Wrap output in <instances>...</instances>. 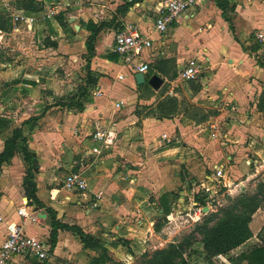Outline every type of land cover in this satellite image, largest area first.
<instances>
[{
    "label": "crops",
    "instance_id": "crops-1",
    "mask_svg": "<svg viewBox=\"0 0 264 264\" xmlns=\"http://www.w3.org/2000/svg\"><path fill=\"white\" fill-rule=\"evenodd\" d=\"M8 1L13 7L10 11L16 12L13 16L21 14L16 11L15 0H0V13L1 6L7 8ZM56 1H39L43 8L41 20H49L54 33V38L44 37L42 31L37 33V41L46 51H60L58 38L63 31L69 30V26L76 27L71 24L75 20L85 23L83 29H78L82 38L81 47L86 55L88 22L98 25L109 23L114 18V25H120L119 29L101 31L95 39L92 58H86L90 71L99 74L93 79L95 83L89 86L92 91L98 89L101 95L85 96L86 103L81 111L67 106L45 105L35 100L43 86L34 69L28 70L22 64L10 65V71L6 72L9 76L5 79L12 80L10 91L14 94L23 92L31 99L35 98V101L27 103L26 111L18 106L19 102L13 104L12 108L4 106L0 110L6 115L20 111L19 128L26 139L27 150L36 157V198L55 213L60 223L77 226L99 240L101 236L107 237L105 231L113 227L115 232H123L122 227L129 232L132 230L129 222L135 215L134 211L140 213V208H143L141 210L144 212L147 206H151L148 202L151 193H159L156 202L152 203L157 205L163 196L170 195L175 182L165 184L164 178H167L172 167L186 163L187 170L194 174L193 167L189 166L190 160L195 154L209 158L208 148L211 145L220 151L219 158L206 161L212 169L225 166L229 173L232 168L251 169L252 165L263 168L264 113L258 111L257 104L264 92V64L262 60L259 63L256 59V54L261 52L250 36L255 31L264 33V0H221L226 3L223 9L216 6V0H198L197 5L190 10L191 15L179 18L163 35L154 32L153 19L159 6L166 0H91L97 5L91 2L86 6L81 2L76 3L73 8L75 13L68 17L61 14L66 22L65 28L55 19L61 8L60 5L51 7ZM61 1L66 3L67 0ZM8 19L6 16L5 31L9 28ZM36 24L37 19L34 17V26ZM125 25L136 27L154 41L153 48L143 58L150 67L145 80L152 75L163 80L157 91L146 82L138 85L135 76L125 71L126 78L123 81L116 80V75L123 70L117 56L113 59L110 56L113 54L114 35ZM38 26L41 27V24ZM5 31H0V38L3 39L2 32ZM45 39H48L47 44ZM194 58L204 62L207 67L205 75L196 83L184 82L179 77V71ZM113 65L117 66L114 75ZM173 71H177V76ZM180 80L179 85H176ZM166 85L171 86L164 92ZM140 93H148V97L139 99ZM166 95L173 96L174 114L166 117L157 114L139 117L136 114L135 107L140 102L156 109L160 102L168 100ZM163 110L167 112L166 108ZM212 122L215 125H210ZM95 125L111 128L115 134L113 144L100 155L92 152L89 137ZM208 126L223 128L222 135L216 133L224 139L220 137L205 142L204 131H211ZM3 144L4 141L0 139V153ZM22 147L23 144L18 142L14 156L0 166V217L3 219L0 222V244L6 237L7 223L17 221L16 209L26 202L27 210L39 218L27 221L24 232L47 242L50 247L48 214L44 209H36L31 205L22 189L23 177L28 170ZM245 151H250L248 153L255 160L245 159ZM152 171L158 176V182L164 183L163 186L153 188L151 184H145ZM70 172H78L85 178L86 190L78 192L65 187L64 180ZM167 198L170 199L169 196ZM94 204L96 206L93 207ZM41 211H44V217ZM158 212L161 217L162 210L158 209ZM254 218L256 220L250 223L252 237L230 252L235 253L234 257L264 244L259 236V233H264V208L258 210ZM102 227L107 230L100 231ZM118 246L113 245L110 250ZM50 253L54 259L67 264H90L98 256L95 251L84 249L76 236L64 230L58 231L56 244L53 249L50 248ZM107 254L113 257L109 252ZM112 259L120 263L115 257ZM23 260L19 258L11 264H21ZM228 264H231L230 259Z\"/></svg>",
    "mask_w": 264,
    "mask_h": 264
},
{
    "label": "rangeland",
    "instance_id": "rangeland-1",
    "mask_svg": "<svg viewBox=\"0 0 264 264\" xmlns=\"http://www.w3.org/2000/svg\"><path fill=\"white\" fill-rule=\"evenodd\" d=\"M80 2L82 5L86 6L92 1L67 0L66 3H62L61 0H57L51 7L60 5L61 8L58 10L59 13L57 12L58 15L64 13L65 17H68V15L75 13V9L73 8L76 3L80 4ZM92 3L97 5V2L95 1ZM100 5L103 4L101 3ZM1 8V13L4 12L6 16L9 17V22L7 24L9 28L5 32H2L4 36L3 39L0 38V107L7 106L8 108H12L11 106L13 104H17L16 102H19L18 106L26 111V105L28 102L30 103L35 100H39V102H42L45 105H59L63 108L67 106L75 109V111L78 110L79 105L82 104L83 106V104L86 103L85 96L91 95L92 88L89 86L91 84V80L97 78L95 76L99 75L92 70L90 71L91 67L87 65L89 56L83 53V49L81 47L82 38L80 37L81 33L78 27H82L83 29L85 27V23L82 20L73 21L71 24H75L76 27L69 26V30L63 31L61 37L58 38V41L61 43L60 51H55V53L44 50L41 47V44L37 41V33H39V31L43 32L44 37L54 38L51 22L49 20L42 21L41 13H35L34 15V13L16 10L17 13L30 17L32 16L37 19V24L34 26L33 23L32 27L29 28L25 27L23 24L14 22L12 17L16 12L14 10L10 11V9L13 8L10 1H8L7 8H3L2 6ZM103 14H105V12ZM103 16L105 17L106 15ZM62 18H64V16ZM11 21L13 22L10 23ZM40 24L41 27L38 26ZM115 25L116 29L120 28L119 24L115 23ZM76 35H79V37H75ZM52 58L54 59L52 60ZM90 58H92V56ZM21 64L26 66L28 70L34 69V72L39 74L41 78L40 82L41 86H43L42 88H49H41L39 96L37 99L34 98L35 100L33 98L31 99V96L23 95V92L14 94V92L10 91L12 80L5 79L9 76L6 72L10 71V65ZM116 69L117 66L113 65V75ZM173 74L177 76L178 73L177 71H173ZM168 81H171V79H168ZM180 82L181 80L178 81L176 85H179ZM170 86L166 85V87H164V92H166L167 88ZM138 96L139 99L147 98L148 93H140ZM161 96H164V94ZM166 96L168 100L173 98V96ZM139 104L140 105L135 107V112L139 117L157 114V110L152 109L151 106H148L143 102H140ZM14 110L15 109H13V111ZM71 111L72 113L75 112L73 110ZM1 114L3 117L0 118L4 120V124H0V139L5 141L11 136L12 130L19 128L18 117H20V111L18 110L16 114L14 112L6 115L3 110H0V115ZM213 124L215 125L213 122L210 125ZM208 128H210V126H208ZM207 131H204V141H208L207 143H209L212 140L210 138V132ZM213 131L222 135L224 129L218 126L214 127ZM245 152V159L255 160L252 154L248 153L250 151ZM195 155L196 156L190 160L189 165L190 167H193L194 174L187 170V165L184 163L181 166L172 167L173 169H171L170 173L167 174V178H164L165 184H172L173 181L175 182L170 190V195H167L170 199H168L169 212L166 217L163 215L160 217L158 212V209H160L159 205L152 204L153 202H156L155 198H157L159 193H151L148 198V202L151 203V206H147L144 212L141 210L143 208H140V213L134 211L135 215L133 219L131 218V222H129L132 230H128L129 232H127L126 228L122 227L121 229H124L123 232H115L113 227L111 230L105 231L107 233V237H100V241L104 245V248H106L107 253L109 252L113 257H115L120 264H141L144 260L142 257L143 255L149 256L153 252L165 249L171 244L177 245L190 236L194 238L195 242L191 248L186 250V259L190 261V263L194 262V264H206L202 252V246L199 242L200 236L196 233V228L199 225H201L207 218L211 217L212 220L209 224L210 226H214L219 220L224 218V213L229 211L235 215H240L239 207L235 206L236 202L240 199L245 200L251 197H256L257 200H260V206L256 212L258 213V210H262L264 208V201H262V198L264 197V165L261 163L263 168H260V165H252L251 169H248L245 166V169L232 168V170L228 173L226 183L227 187L220 186V190L216 189V195H214V197L208 202L203 203V207L205 208L204 215L196 218L193 207L191 206L193 198L191 196V192L187 189V184L192 182V180L195 182H201L206 176H211L212 168L208 167L210 165H207L206 161L208 162L210 159L215 160L219 158L220 151L218 147L211 145L208 148V156L210 159L208 157L205 159V156ZM259 161L261 162V160ZM177 172L178 175H176ZM148 176L149 178L145 181V184H151L153 188L159 185L163 186L164 183L160 184V182H158V176L153 174V171ZM177 176L178 179H176ZM256 212L254 214H257ZM254 214L251 217V222L256 220L255 218L253 219ZM144 218H146V220ZM155 226H158L159 230L155 231ZM104 230L107 229L102 227L100 231L104 232ZM259 236L260 238L262 237V240H264V233H259ZM117 238L125 240L126 238L131 239H129L130 241L126 240L128 242L126 246L120 244L118 247L113 248V251H111L110 249L113 247V244L116 243ZM96 253L98 254V252ZM228 256L234 257L235 253L229 254ZM37 263L67 264L66 262L60 261L56 258L54 259L51 253L43 262H37L34 260H23V262H21V264ZM105 264L113 263L108 261Z\"/></svg>",
    "mask_w": 264,
    "mask_h": 264
},
{
    "label": "trees",
    "instance_id": "trees-1",
    "mask_svg": "<svg viewBox=\"0 0 264 264\" xmlns=\"http://www.w3.org/2000/svg\"><path fill=\"white\" fill-rule=\"evenodd\" d=\"M137 1V0H135ZM139 1V0H138ZM133 3V2H132ZM15 7L17 10H21L27 13H40L43 8L39 1L37 0H15ZM225 2L221 0H216V6L220 9H223ZM56 21L58 24L65 28L66 22L63 21L61 14L56 16ZM115 19L109 23H100L94 24L93 22H88L86 28L89 31V36L85 41V48L87 51L88 59L94 53V42L97 35L105 30L115 28L114 25ZM6 29V15H0V31H5ZM47 40L45 39L47 44ZM257 47L254 48L256 51ZM116 55L112 54L111 59L115 58ZM89 62V61H87ZM259 63L260 60L258 61ZM91 84L95 83V80H91ZM166 108L167 112H164ZM83 109L82 104L79 105L78 111ZM257 109L259 112L264 113V92L261 94ZM157 115L166 117L174 114L175 112V101L170 99L164 102H160L157 107ZM4 124V120L0 118V124ZM21 142L23 147L21 149L23 160L28 165V170L23 177L22 189L24 195L31 205L36 209H44L48 214L50 221V248L53 249L56 240L58 231L64 230L71 232L76 236L84 249H90L95 252H98V256L93 258L90 264H105L110 262L113 264H120L114 262L107 254L106 248L99 239H95L90 235L84 233L77 226H68L60 223L55 216V213L46 208L37 198H36V184L34 182V174L36 173V157L34 154L30 153L26 147V139L22 136L20 128L12 130L11 136L4 141L3 150L0 153V166L4 163H7L17 151V143ZM204 197L195 196L197 202H202ZM264 201V197L262 198ZM260 200H257L256 197H251L249 199H240L236 202V207L240 209V215H235L232 212L224 213V218L219 220L216 225L210 226L211 217L207 218L201 225L196 228V233L200 236V244L202 246V252L204 260L208 264H213L212 258L216 255H229L230 252L244 244L247 240L252 237V232L250 230L249 224L251 223V217L259 208ZM159 208L162 210L164 217L167 216L169 212V203L167 196H163L159 200ZM154 230H159L158 226L154 227ZM194 238L192 236L188 237L183 242H180L177 245L171 244L167 248L162 250H157L151 255H143V261L141 264H189L188 260L185 257L186 250L191 248L194 243ZM127 245L128 242L122 238L116 240L114 246L117 245ZM231 264H264V244L241 252L236 257H229Z\"/></svg>",
    "mask_w": 264,
    "mask_h": 264
},
{
    "label": "built area",
    "instance_id": "built-area-1",
    "mask_svg": "<svg viewBox=\"0 0 264 264\" xmlns=\"http://www.w3.org/2000/svg\"><path fill=\"white\" fill-rule=\"evenodd\" d=\"M198 3V0H166L156 11L153 19V30L159 35L166 34L168 30L183 16H190L192 10ZM14 22L26 26H32L34 18L24 14H17L13 17ZM250 40L259 46V52L256 59L262 60L264 57V33L255 31L251 34ZM153 39L150 36L142 34L136 27L125 25L118 30L113 39L112 53L118 58L119 65L123 71L116 75V80L123 81L126 73L135 76L143 74L147 76L150 70L149 64L144 60L143 55L153 48ZM207 67L204 62L194 58L191 59L179 71V77L184 82H198L205 75ZM125 71V72H124ZM101 95L98 89H93L91 96ZM118 106V103H116ZM210 138L215 140L224 139L223 136L213 131L214 126L210 127ZM114 132L111 128L95 125L93 132L89 135L92 142V152L100 155L103 150L108 149L113 144ZM223 142V141H222ZM229 159V158H228ZM228 171L225 166H215L212 169L211 176H206L201 182H189L187 189L191 192L194 215L196 218L204 215L203 203L208 202L216 195V189L220 186L227 187ZM64 185L68 189L83 192L87 188L85 178L78 172H70L66 175ZM195 196L204 197L202 202H197ZM96 204L93 205V207ZM17 221H9L6 225L7 234L0 244V264H11L16 259L34 260L43 262L49 257L50 247L45 241L36 237L27 235L24 232V225L27 221H35L39 217L33 216L31 211L27 210V203L16 209ZM3 219L0 217V222ZM228 255H216L212 258L213 264H228Z\"/></svg>",
    "mask_w": 264,
    "mask_h": 264
},
{
    "label": "water",
    "instance_id": "water-1",
    "mask_svg": "<svg viewBox=\"0 0 264 264\" xmlns=\"http://www.w3.org/2000/svg\"><path fill=\"white\" fill-rule=\"evenodd\" d=\"M262 63L264 64V58H262ZM145 79L146 76L143 74L135 75V81L138 85L144 84L146 82V84L155 91H157L163 83V80L157 75H152L147 81ZM41 214L42 217H44V211H41Z\"/></svg>",
    "mask_w": 264,
    "mask_h": 264
}]
</instances>
